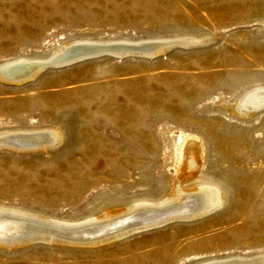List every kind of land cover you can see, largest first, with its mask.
Instances as JSON below:
<instances>
[{
  "label": "rangeland",
  "instance_id": "rangeland-1",
  "mask_svg": "<svg viewBox=\"0 0 264 264\" xmlns=\"http://www.w3.org/2000/svg\"><path fill=\"white\" fill-rule=\"evenodd\" d=\"M158 39L194 45L121 49L0 80V139L63 133L46 150L0 146V208L80 223L162 201L180 186L193 141L199 165L184 186H216L219 206L90 244H0V264H264V107L245 116L223 106L264 87V0H0V63Z\"/></svg>",
  "mask_w": 264,
  "mask_h": 264
},
{
  "label": "bare ground",
  "instance_id": "bare-ground-1",
  "mask_svg": "<svg viewBox=\"0 0 264 264\" xmlns=\"http://www.w3.org/2000/svg\"><path fill=\"white\" fill-rule=\"evenodd\" d=\"M153 41L159 42L161 44H159V46H154L152 45L154 43ZM81 42L84 43L83 41ZM144 42L142 44L140 43L141 45L135 46H143L145 44ZM174 44L178 46L183 45L182 47H184L185 45H194L192 42L190 43L189 41L185 40L158 39L151 40L150 43H146L144 45H151L148 51L134 52H136L135 54L139 55L151 56L154 54H159L158 52L163 49L173 47ZM105 45H113V43L105 44L104 42H100L97 45L85 44L84 47L79 46L80 48H71L68 51L64 50L65 52L63 51L62 54L59 53L60 55L58 56L54 55L55 57H53L52 60L50 59L51 61H49V63L47 64H40L37 62L39 60L36 61L35 59L34 61H30V59H28V61L23 60L22 58L0 63V80L7 82H22L23 80L29 79L30 76L41 67L60 66L64 65L65 63L71 62L75 58L81 57L80 59H83V57L85 56L102 54L97 53L99 51L93 53L86 52L90 51L92 48L94 49L98 46L102 47ZM80 52H82L83 54L78 55L77 53ZM115 55L117 56V54ZM223 106L226 109L228 108L235 111L239 115L241 114L250 116L252 114H255L258 110L264 107V87L254 88L243 95L239 100H237L235 104H231L229 102L225 103V105ZM60 133L61 131L59 130H51L46 128L11 130L7 131V133H5L4 136L0 139V146L2 148L7 146L9 148L24 150H46L49 147L55 146L57 142L61 141H59V138L63 133ZM198 150L199 146L197 142L193 141L189 143V146L186 149L185 166L183 167V172L179 178L180 186L177 187V182V184L172 187L173 189L171 190L168 198L163 199L162 201L159 200V202H134L132 204H129V206L109 212L104 216L88 219L82 222L80 221V223H64L60 221H54L51 219L43 218L42 216L39 217L33 215V213L14 209V207L0 208V244L13 246L15 244L30 243L31 241L37 239H44L49 241L57 240L77 244H90L114 237H121L126 234L128 235L133 231H137L139 229L141 230V228L145 227H152L168 220L172 221L173 219H185L192 217L196 218L214 211V206L216 204H219L220 198H222L223 195L219 191V188L217 189L216 186L212 187L211 185L202 187L197 186L198 188L184 186V182L188 178L196 174L194 170L199 165V159L197 156ZM261 258L263 257H260L259 260H261ZM252 260L254 262L256 261L252 258L248 261L251 262ZM224 262L217 261L216 258V260L207 261L206 263L202 264H237V262L231 260Z\"/></svg>",
  "mask_w": 264,
  "mask_h": 264
},
{
  "label": "water",
  "instance_id": "water-1",
  "mask_svg": "<svg viewBox=\"0 0 264 264\" xmlns=\"http://www.w3.org/2000/svg\"><path fill=\"white\" fill-rule=\"evenodd\" d=\"M150 42H144V43L146 44V43H150ZM153 42L154 43L152 45H154V46H159V44H161L159 42H155V41H153ZM144 45L143 46H132V45L119 44V45H106L103 47L98 46L97 48H94V49L92 48L90 51H87L86 53H93V52H97V51H99L97 53H102V54L103 53H112L113 51H119L121 49H131L132 51H136V52L137 51H148V49L151 47V45L150 46H144ZM74 55H72V56H74ZM87 239H90V238H87Z\"/></svg>",
  "mask_w": 264,
  "mask_h": 264
}]
</instances>
